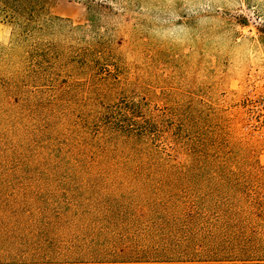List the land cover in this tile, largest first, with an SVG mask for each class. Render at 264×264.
Listing matches in <instances>:
<instances>
[{
	"label": "rangeland",
	"instance_id": "obj_1",
	"mask_svg": "<svg viewBox=\"0 0 264 264\" xmlns=\"http://www.w3.org/2000/svg\"><path fill=\"white\" fill-rule=\"evenodd\" d=\"M49 16L0 21V264H264V0Z\"/></svg>",
	"mask_w": 264,
	"mask_h": 264
},
{
	"label": "trees",
	"instance_id": "obj_2",
	"mask_svg": "<svg viewBox=\"0 0 264 264\" xmlns=\"http://www.w3.org/2000/svg\"><path fill=\"white\" fill-rule=\"evenodd\" d=\"M52 2L53 0H0V21L12 28L15 40L29 43L30 57L43 51L41 39L56 24V17L49 16ZM122 131L132 136L138 133L134 127L129 126L122 128ZM92 264L108 263L94 261Z\"/></svg>",
	"mask_w": 264,
	"mask_h": 264
},
{
	"label": "built area",
	"instance_id": "obj_3",
	"mask_svg": "<svg viewBox=\"0 0 264 264\" xmlns=\"http://www.w3.org/2000/svg\"><path fill=\"white\" fill-rule=\"evenodd\" d=\"M251 97L255 99L251 101ZM246 102L248 107H252L255 104L256 114L253 117L257 118L259 122L264 123V91L256 92L253 96L248 95Z\"/></svg>",
	"mask_w": 264,
	"mask_h": 264
}]
</instances>
